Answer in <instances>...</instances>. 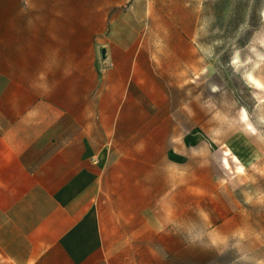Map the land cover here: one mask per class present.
I'll use <instances>...</instances> for the list:
<instances>
[{
  "label": "rangeland",
  "instance_id": "obj_1",
  "mask_svg": "<svg viewBox=\"0 0 264 264\" xmlns=\"http://www.w3.org/2000/svg\"><path fill=\"white\" fill-rule=\"evenodd\" d=\"M263 9L264 0H0V109L12 115L46 72L67 74L87 106L110 85L128 91L117 121L134 124L135 137L149 124L150 185L160 190L150 197L176 232L167 248H181L182 264H264ZM255 62L261 86L246 78ZM77 114L82 124L109 115Z\"/></svg>",
  "mask_w": 264,
  "mask_h": 264
},
{
  "label": "crops",
  "instance_id": "obj_2",
  "mask_svg": "<svg viewBox=\"0 0 264 264\" xmlns=\"http://www.w3.org/2000/svg\"><path fill=\"white\" fill-rule=\"evenodd\" d=\"M40 76L12 115L0 109V264H182L150 197L149 124L135 137L117 121L128 91L87 106L67 74ZM90 107L109 115L82 124Z\"/></svg>",
  "mask_w": 264,
  "mask_h": 264
},
{
  "label": "bare ground",
  "instance_id": "obj_3",
  "mask_svg": "<svg viewBox=\"0 0 264 264\" xmlns=\"http://www.w3.org/2000/svg\"><path fill=\"white\" fill-rule=\"evenodd\" d=\"M263 17H264V9H263ZM258 64V62H255V64L253 65V67L246 73V78L249 81V83H253V84H258L261 86V83L259 82V80L255 77L254 75V69L256 67V65ZM127 64H125L123 67H121L120 72L123 71L126 68ZM134 70L135 72L140 73L141 72V68L140 66L136 65L134 66ZM115 88L117 89V91L120 90L121 88V79H119L116 84H115Z\"/></svg>",
  "mask_w": 264,
  "mask_h": 264
},
{
  "label": "water",
  "instance_id": "obj_4",
  "mask_svg": "<svg viewBox=\"0 0 264 264\" xmlns=\"http://www.w3.org/2000/svg\"><path fill=\"white\" fill-rule=\"evenodd\" d=\"M102 51H103V56H105V51H106V49H105V48H103V50H102Z\"/></svg>",
  "mask_w": 264,
  "mask_h": 264
}]
</instances>
